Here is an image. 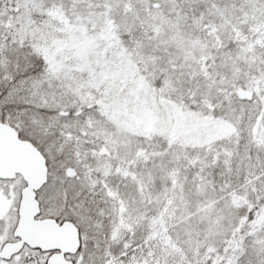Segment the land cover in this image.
<instances>
[{
	"label": "snow or ice",
	"instance_id": "1",
	"mask_svg": "<svg viewBox=\"0 0 264 264\" xmlns=\"http://www.w3.org/2000/svg\"><path fill=\"white\" fill-rule=\"evenodd\" d=\"M0 264H264V0H0Z\"/></svg>",
	"mask_w": 264,
	"mask_h": 264
}]
</instances>
